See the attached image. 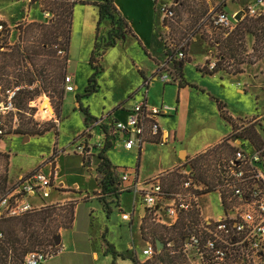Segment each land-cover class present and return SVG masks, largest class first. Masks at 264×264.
<instances>
[{"label":"rangeland","instance_id":"obj_1","mask_svg":"<svg viewBox=\"0 0 264 264\" xmlns=\"http://www.w3.org/2000/svg\"><path fill=\"white\" fill-rule=\"evenodd\" d=\"M11 1L10 3L8 0H0V14L9 18L21 14L28 15L24 4L22 2L17 3L21 0ZM49 1L52 0H37L36 6L34 7L35 15L30 17V20L38 19L41 20L40 23L48 24L42 14L46 11L50 12L51 5ZM249 1L250 0H239L237 1L238 3H230L225 9L231 14L234 10L240 9L241 5L245 7ZM27 4L30 5L29 2ZM159 7L158 5V10ZM222 7L223 4L221 0H180V5L174 9V19L164 21L170 30L163 27V17L160 12L157 13V29L161 31L163 42L161 43L159 41V34L156 32L155 36L157 41L153 43L151 51L155 54L156 59L160 61L158 64L165 60L166 63L163 67L167 71L175 70L173 62L169 61L164 55V53L167 52L165 48L167 47L170 50L171 45L181 46L183 43H187V56L189 57L190 47H193L194 61L192 59L191 62L185 63L183 73L188 86L195 87V90L193 91L190 88H186L181 91L187 99L186 104L184 102L183 108L186 110L185 112L188 116L187 122L184 125V133L187 140H185L184 146L188 148L192 147L194 139L202 137L204 130H206L209 136L211 135V140L214 139L218 133L225 130L229 131L227 123L220 117L216 101L226 106V111L232 118L237 117L244 119L248 117L247 119L237 121L239 125L250 127V125L253 124L256 128L261 126L262 129H264L263 40L258 41L254 35L246 34L244 39L238 43L241 47L239 48V52L235 54V57H230L229 60L222 63L226 71L216 77H206L200 74L195 67V63H201L203 61L204 55L208 57L207 62H216V64L222 62L221 56L224 51L222 49V44L219 46V43L223 42V40L225 41L229 34L216 29L212 24L213 15L215 12L222 9ZM23 8L24 12H22ZM31 23H24L25 25L22 24L13 29L9 28L10 34L8 38L4 39V36H0V45L8 43L10 46H13L16 44L19 40V29ZM73 31L72 29V38L69 48L70 58L68 57L67 71L71 72L76 77L75 82L80 87V96H83L89 81L86 75L90 72L91 77L93 70L88 64H85V58H80L78 42L75 37L73 38ZM131 42L132 39L129 38L126 47H118L109 51L101 62L104 72L97 79L99 92L87 100L90 114L99 120L124 108L129 111L135 103L142 101L145 97L143 82L138 74L140 57L137 56L136 48H131ZM85 53L86 55H91V52H87V48L85 49L84 47L82 54L85 55ZM158 64L148 57L145 65H142L148 80L153 76L151 71H159V67H157ZM67 76H69L68 73ZM178 77L176 73V78L178 79ZM231 77L234 80H239L240 83H232ZM164 85L165 84L161 80L157 81L155 84H150L148 97L150 95V98L159 100L164 96L170 102L179 101V96L177 95L178 87L175 85L167 86L164 92ZM240 90L244 92H240ZM128 93H133L134 96L125 98ZM7 101V92L2 93L0 90V104L6 103ZM49 101L50 104H52L51 107L49 106ZM13 105L14 110L5 115L4 120L8 128L3 140L0 141V154H5L10 157L9 187L12 189L11 193L20 186L23 179L29 178L37 171L42 169L45 173H48L50 171V166L52 169L55 168L54 162H50L54 156L58 158L61 156L62 175L66 177V183L72 185L73 181L80 182L77 177L81 168L80 157L76 156V154H81L79 152L73 153L76 147L73 146V144L85 145L86 151L81 156H83V160H85V165L90 166L89 161L92 156L97 155L99 149L101 150L103 148V146L101 147L99 145L101 142H104L105 136H103L102 130L97 127L95 128V133H93V129L90 133V137H94L92 142H90L89 136H85L83 139L79 140V137L85 131L84 116L72 103V100L66 102L65 99L63 104L64 109L60 117L55 108V101L47 95H43L38 99L35 105L36 107L32 105L30 110L24 112L18 111L15 101H13ZM47 107L51 113L49 115L43 113ZM257 114L258 116H255ZM252 115L255 117L251 118L250 116ZM28 120H32L34 123L40 125L38 126L39 129L48 125L56 126L58 136L55 130L43 136H34L31 139V136L28 135H15L14 132L19 128L21 122L23 123ZM110 120L112 121V119ZM193 120H195V123ZM238 134L239 132L234 134V136L236 137ZM235 139L237 138L233 137L225 143L230 145V141H234ZM134 140H136V137H134ZM125 144V138H123L121 142H116L115 146L108 152V158L113 166L118 168L120 174L126 171L131 174L132 185L135 183L137 171L140 172L139 181H145L149 175H158L160 169L168 167L176 160V154L170 149L173 148L172 146L164 147L156 144H144L140 154L139 145H136L132 152H127ZM244 146V149H247L249 144L244 142ZM143 148L148 149L147 153ZM67 154H69V156H67ZM190 170H192V168L188 159L185 165L179 169V173L184 177L185 175L183 174ZM20 175H23V177L19 180L18 177ZM160 180L161 182H165L166 190H177V178L174 177V174H167L160 177ZM134 198V191L123 193L120 197L121 209L124 210L127 206H132ZM45 200L47 201V199ZM45 200L33 198L31 202L34 206H39L43 205ZM84 200L85 199H83V201ZM208 200H210L209 205L211 206V209L207 212L208 216L218 217L223 214V209L220 206L217 193H213L207 197L206 201ZM98 204L102 205L98 200L82 203L80 206V214L84 217H88L89 214L92 215L91 210H95ZM112 206L116 207L115 205ZM47 207H42L37 210ZM131 209L132 208H130L129 211H131ZM139 212L140 209L138 208L137 213ZM65 213V210L58 211V214L65 215ZM96 219L98 225L107 226L109 228V239L118 243V249H123L126 243H122L119 235L121 213L114 210L113 214L109 215V217L106 214H99L98 216L95 215V220ZM147 224L149 225V234L152 236L153 243L159 240L166 245L169 241L175 240L178 246L181 247L184 241L183 237L185 238L188 232L187 223L184 219L175 227H168L153 222L150 217ZM174 228H178L179 230L177 229L174 231ZM180 230L183 233L182 237L178 236V231ZM49 249L50 247H40L37 250L47 251ZM170 259L174 260L175 263L176 260L165 251L156 262L149 264H170ZM130 263L131 262L128 261L126 264Z\"/></svg>","mask_w":264,"mask_h":264},{"label":"built area","instance_id":"obj_2","mask_svg":"<svg viewBox=\"0 0 264 264\" xmlns=\"http://www.w3.org/2000/svg\"><path fill=\"white\" fill-rule=\"evenodd\" d=\"M34 1L37 0H28L29 4ZM237 1L239 0H221L223 7L213 15V26L229 34L237 29L240 22L249 18L260 22L264 30V0H250L245 7L241 5L240 9L231 14L227 12L225 8L230 3H238ZM155 2L160 6L163 22L174 19V9L180 5V0ZM239 14L241 19L238 21ZM43 16L47 22L52 19L48 11ZM165 29L170 30L168 27ZM2 32L4 27L0 25V33ZM170 49L176 52L177 61L186 60L187 43L181 46L171 45ZM59 55H63V52H59ZM216 66V62L210 63L209 69L213 70ZM159 80L164 84L175 82V71H167L162 66L148 81L147 86L150 87V84ZM64 90L66 94L76 91L72 77H66ZM143 90L144 99L134 105L126 121H111L109 118L100 120V124L108 127L119 142L125 138V149L128 151L139 145L141 152L148 141L166 146L170 140L169 134L162 132L159 119L169 115L172 109L168 106H151L146 101L148 90ZM18 91L19 88L7 91L8 101L0 104V138L7 132L4 118L14 110L13 101ZM37 102L38 100L32 105L35 106ZM49 106H52L50 101ZM43 113L51 114L48 107ZM243 142L242 139L230 141V146L236 149V153L229 162L218 166L219 179L211 191H208L209 187L205 183L196 179L192 170L183 174L185 176L182 183L174 192L166 190L160 178L152 179L146 184L143 198L147 217L168 227H175L182 219L187 223L188 232L181 247L176 249V244L172 241L164 244L163 250L176 260L174 264H264V146L257 149L249 145L244 149ZM99 145L102 147L103 143ZM73 146H76L75 153L83 155L86 151L85 145ZM55 176L56 173L50 166L48 173L41 169L23 179L20 186L0 202V217H21L37 211L39 206H34L31 200L49 199L54 190ZM122 180L130 181L128 172L122 176ZM213 193L218 194L223 209V214L218 217L204 213L205 208L211 209L210 200L206 201V198ZM193 216L196 217L195 221L192 220ZM122 217L125 221L131 220L129 214H123ZM162 251H158L156 243H150L143 251V264L153 263ZM55 252L56 247H50L47 251L30 252L24 264H44Z\"/></svg>","mask_w":264,"mask_h":264},{"label":"trees","instance_id":"obj_3","mask_svg":"<svg viewBox=\"0 0 264 264\" xmlns=\"http://www.w3.org/2000/svg\"><path fill=\"white\" fill-rule=\"evenodd\" d=\"M49 3L51 5L50 12L53 15L51 22L49 21L48 24L36 22L27 24L24 28L19 29L20 35L16 44L13 46L8 43L0 45V90L2 93H6L19 88L14 98L19 112L30 110L36 100L43 95H47L55 101V108L60 117L66 98L64 82L67 77L71 29L76 3L72 0H52ZM95 7L98 11L99 20L97 24V39L89 62L93 74L88 81L83 96L77 97L79 103L82 99H89L99 92L97 79L104 72L101 62L106 52L116 47L127 36L137 38L129 23L120 14L116 6V0H101L100 3L95 4ZM107 22L110 24V29L105 37L100 38L101 27ZM0 25L4 27V32L0 33V36H4V39L8 38L10 30L7 25L2 21H0ZM163 26L164 28L167 27L165 22H163ZM246 34L254 35L258 41H264L262 24L246 18L239 23L235 31L229 33L225 41L218 42L219 46L222 44L224 51L221 56L222 62H219L213 70L209 69L210 62H206L204 67L197 68L198 71L209 76L225 72L226 70H224L222 63L229 60L230 57H235L241 47L238 43L244 39ZM160 40L163 42L162 35H160ZM165 49L167 50L165 52L167 59L174 64L175 75L177 73L179 76V86L181 88L188 86L183 78V68L185 63L192 61L191 58L187 56L186 60L177 61L176 52L169 50L167 47ZM59 52H63V55H59ZM139 72L144 79L143 88L149 90L147 86L148 79L142 71ZM216 102L221 117L232 126L233 133L223 143L195 158L189 159L194 176L198 181L205 183L209 187L208 191L212 190L219 179L218 166L223 162H229L236 153V149L226 144V141L234 137L242 139L257 149L264 146V140L256 126H253V124L250 127L239 125L228 114L226 106L219 101ZM80 111L84 114L86 128L79 140L85 136L90 137L91 131L97 127L102 130L105 136L103 148L99 149L97 154L100 161L97 168V181L100 192L96 193L95 196L102 203L107 214L110 215L111 205L118 207L119 198L125 191V187L122 185L124 183L122 176L127 171L120 174L107 157V152L115 146L119 139L112 131H109L108 127L101 125L99 119L90 114L89 107H84L80 104ZM38 126L40 125L32 120L21 122L14 134L34 137L43 136L55 130L58 136L56 126L48 125L40 129ZM237 132L239 134L235 137L234 134ZM0 140L2 141L3 138H0ZM146 144L155 143L148 141ZM56 158L57 156H54L50 162H54ZM9 161L10 157L8 155L0 154V202L12 191L11 187H9ZM83 161L85 164V160ZM168 174H174V177L177 178L176 188L178 189L183 179L179 169H175ZM162 184L165 187V182H162ZM77 205V202H69L64 205H55L37 210L21 217L10 218L3 216L0 218V234H2V238H0V264H23L25 257L30 252H34L40 247L55 248L56 240L60 236L61 231L69 230L73 227ZM60 210H65V215L58 214ZM192 220L195 221L196 217L193 216ZM177 229L174 228V231ZM178 234L181 237L183 235L181 230L178 231ZM183 239L185 238L183 237ZM171 241L175 242V248L178 249L177 241ZM163 252L165 250L160 253L159 257ZM156 261L157 259L154 262ZM170 264H174V260L170 259Z\"/></svg>","mask_w":264,"mask_h":264},{"label":"crops","instance_id":"obj_4","mask_svg":"<svg viewBox=\"0 0 264 264\" xmlns=\"http://www.w3.org/2000/svg\"><path fill=\"white\" fill-rule=\"evenodd\" d=\"M8 1H10V3L12 2L11 0ZM27 1L28 0H21L18 1L17 3L22 2L24 4V7L26 8L28 15L21 14L9 18L5 15L0 14V21L4 22L7 25L8 29L9 28L13 29L15 27L17 28L22 24L25 25L24 23H31V22L35 23V21L36 23L41 22V20L38 19L30 20V17L35 15L34 7L36 6V1L30 3V5L27 4L28 3ZM72 1L76 3L74 8L73 23H72V29L74 30L73 38L75 37L76 41L78 42V48L80 50V58L81 59L85 58V64H88L90 66L89 62L91 55H86V53L84 55L82 53L84 47L85 49L87 48V52L89 51L91 52V54L94 49L95 42L97 39V24L99 20L98 11L97 8L95 7V4L100 3L101 0H72ZM116 6L120 14L129 23L131 30L134 32L137 38L133 36H127L116 47L109 49L104 55V57L109 53V51L115 48L126 47L128 39L129 38L132 39L130 46L131 48H136L137 56L140 57L139 63L141 65L139 64L138 74L143 82V87H144V79L139 72L142 71L146 77V72L143 70L142 65L143 66L145 65L148 57H150L151 60H154V62H157V64L158 62H160L158 61V59H156L153 51H151L153 43L157 41L155 36L156 32H158L159 41L161 42L160 40L161 31L157 29V21H156L157 13L159 12L158 4L155 2V0H116ZM29 9L31 10V12ZM22 12H24V8L22 9ZM72 29H71V38H72ZM109 29H110V24L107 22L103 25V27H101V30L99 32L100 38L105 37ZM192 51H193V47L191 46L189 50V57L191 58V60L193 59V55H194ZM68 57L70 58V55ZM104 57L102 61L104 60ZM207 60L208 57L204 55L203 61L201 63H195L196 69L198 67H204L206 65ZM165 63L166 61L164 60V62L159 63L157 67L161 68L163 65H165ZM151 72L153 73L152 75L154 76L157 71L153 70ZM67 73L70 77H72L73 85L75 84L74 87L76 91L74 93L66 94V98H65L66 102L72 100V103L79 110H80V104H82L84 107H88L87 106L88 99H82L80 103L77 101V97L80 96V87L75 82L76 77L69 71H67ZM199 73L204 75L201 72ZM219 74H223V73H219ZM219 74H216L214 76H209V75H204V76L213 78L218 76ZM86 78L89 80L90 72L87 73ZM183 78L185 80V77ZM233 80L234 79L232 78L231 80L232 83ZM179 81L180 80L178 78L175 82L170 84H165L163 86L164 92L166 91L167 86L170 85L177 86L178 87L177 95L179 96V101L170 102L164 96L162 97V99L159 100L150 98V95L149 97L148 95L146 97V101L151 106H155V107L168 106L172 109L169 115L161 117L159 119V126L163 133L167 132L169 134L170 136L169 143L164 147L167 146L173 147L170 149L176 154V160L173 161L168 167L160 169L158 171V175H154V176L149 175L145 179V181H139L140 172L137 171L135 183L133 185L131 183L132 182L131 174H129L130 181L124 182L122 184L125 187L124 190L127 191V192L124 191V193H129L132 191L135 192V198L133 204L132 206H127V208L124 209L125 210L124 211L121 209L120 198H119L118 207H113L111 205L110 215L113 214L114 210H117L118 212L121 213L119 235H120V240H122V243H126L125 247L123 249L122 248L118 249L117 247L118 243L114 240L109 239V231H110L109 228L107 226L98 225L97 219L95 220V215L97 216L99 214L108 215L103 205L98 204L95 210L94 209L91 210L92 215L89 214L88 217H84L82 214H80L81 204L88 203L90 201H97L95 194L100 192V187L97 181V177H98L97 168L100 163L98 159V155L92 156V158L89 161L90 166H86L84 164L83 157L79 154H76V156L80 157L81 168H80V173L77 176L80 182L73 181L72 185H68L65 181L66 177L62 175L63 169L60 162L61 159L60 156L59 158L57 157L56 160L54 161L55 168H53V170L54 173H56L53 182L54 190L52 191L50 198L47 199V201L45 200V202L43 201L44 204L39 205V208L58 205V204L64 205L72 201L77 202L78 205L76 209V218L73 227L69 230L61 231L59 236L60 242L59 244L56 243L55 254L44 264H126L128 261L131 262L130 264H136V263L143 264L145 262L143 251L148 247L150 243H153L152 236H150L151 234H149L148 231L150 230L149 225L147 224L149 221V217H147V213L144 206V198H143V192L146 189V184L152 179L160 178L162 176L167 175L168 173H170L175 169H180L185 165L188 159L195 158L196 156L206 152L207 150L221 144L223 141L228 139L233 133L232 126L227 121H225L220 115V117L227 123L229 127V131L225 130L223 132H220L216 135L214 139L211 140V135L209 136L206 130H204L201 138H196L193 140L194 144H192L191 148L185 147L184 144L187 140L185 137L186 135L184 133V129H185L184 125L187 122L188 116L185 112L186 110H184L183 108V105L184 102L186 104L187 99L185 98L184 93H181V91H183L186 88H190L191 90L194 91L195 88L189 86L181 88L179 86ZM240 92H244V91L240 90ZM131 96H134V94L128 93L125 98H130ZM133 107L129 111H127L124 108L119 111L113 112L106 118H110L112 120L114 119V120L126 121ZM255 116H258V114ZM255 116L252 115L250 117L252 118ZM247 118L248 117H245L244 119ZM83 119L85 124V117ZM233 119L236 121L244 120L242 118H237V117H234ZM193 121L195 123V120ZM93 133H95V130ZM31 138L33 137H30V139ZM89 140L90 142H92L94 140V137L92 138L89 137ZM242 144H244V142ZM149 145H154V144H149ZM126 151L132 152L133 150L131 151L126 150ZM144 151H146L147 153L148 149H144ZM108 152H107V157H108ZM73 153L75 154V152ZM67 156H69V154H67ZM116 170L118 171V168H116ZM22 177L23 175H20L18 179L20 180ZM83 199L85 200L83 201ZM130 208H132L131 211H129ZM138 208L140 209L139 213H137ZM208 210H209L208 208L204 209V213L206 215H208L207 213ZM123 214L131 215V220L125 221L122 217Z\"/></svg>","mask_w":264,"mask_h":264},{"label":"water","instance_id":"obj_5","mask_svg":"<svg viewBox=\"0 0 264 264\" xmlns=\"http://www.w3.org/2000/svg\"><path fill=\"white\" fill-rule=\"evenodd\" d=\"M240 19H241V14H239L237 16V20L239 21ZM233 83H239V80H233ZM257 129H258L260 135L262 136V138L264 139V130L262 129V127L258 126ZM59 242H60V237H58L57 240H56L57 244H59ZM156 246H157L158 251H162L164 249L165 245L163 243H161L159 240H157L156 241Z\"/></svg>","mask_w":264,"mask_h":264}]
</instances>
